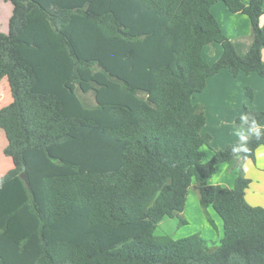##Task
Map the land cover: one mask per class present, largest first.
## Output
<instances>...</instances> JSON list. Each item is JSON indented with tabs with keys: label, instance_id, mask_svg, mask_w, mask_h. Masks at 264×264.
<instances>
[{
	"label": "trees",
	"instance_id": "16d2710c",
	"mask_svg": "<svg viewBox=\"0 0 264 264\" xmlns=\"http://www.w3.org/2000/svg\"><path fill=\"white\" fill-rule=\"evenodd\" d=\"M6 1L0 81L13 100L0 129L14 166L0 177V264H264V206L248 202L240 166L233 187L209 183L236 142L204 160L194 102L221 69L264 78V0ZM219 1L249 17V48L224 33ZM214 42L223 52L211 64ZM261 144L250 141L251 159ZM194 182L223 220L218 242L156 232L165 218L185 222Z\"/></svg>",
	"mask_w": 264,
	"mask_h": 264
},
{
	"label": "crops",
	"instance_id": "0c3cea01",
	"mask_svg": "<svg viewBox=\"0 0 264 264\" xmlns=\"http://www.w3.org/2000/svg\"><path fill=\"white\" fill-rule=\"evenodd\" d=\"M242 1L246 4L249 2V0ZM0 6L7 8L8 12L7 14L5 13V16L4 13L2 14V16L5 17V22L4 26L0 28V32L8 33L9 20L14 7L12 2L6 0H0ZM212 12L219 21L224 33L233 41L236 47L245 50L251 46L254 39V32L250 19L246 14L241 12H232L222 1H219L212 6ZM219 15L221 18H219ZM223 19H227L229 21L230 31L223 25ZM260 23L264 25V13L260 17ZM263 50L262 57L264 61ZM222 52L223 48L221 44L216 42L207 44L203 49L205 59L211 64L221 56ZM259 76L256 72L248 74L239 73L235 76L228 69L224 68L218 73L210 76L207 80L205 88L202 91L195 93L194 102L199 105L206 116L205 125L201 130L202 137L209 144V146L206 147L209 154L206 155L205 160L212 157L213 150L224 149L228 145L237 142L233 132L235 126L238 124L236 119L244 112L245 105L249 106L251 109L264 110V99H262V104L258 105L255 102L254 96L251 98L247 94L248 87L251 88L254 93L253 83H257L259 89L263 92L264 78ZM243 87L246 89L247 95L242 94ZM262 121H264V119ZM240 162L241 160H235L231 163L225 162L218 164L214 174L209 179V183L223 184L233 187L236 177L239 174ZM242 163H244V161H242L241 164ZM255 165L256 161L252 159V163L249 165V171L247 173L243 171V174L251 179V183L246 190V198L252 205L264 206V169L258 168ZM192 185L198 186V200L200 206H202V210L204 209V212L208 214L213 221H215L218 230L217 237L221 239L224 235L222 218L211 205L207 204L206 206H203L201 204L200 186L197 182ZM187 204L188 203L186 202V207H188ZM166 219L167 218L163 219L159 225ZM170 219L172 220L174 218Z\"/></svg>",
	"mask_w": 264,
	"mask_h": 264
},
{
	"label": "rangeland",
	"instance_id": "374dc122",
	"mask_svg": "<svg viewBox=\"0 0 264 264\" xmlns=\"http://www.w3.org/2000/svg\"><path fill=\"white\" fill-rule=\"evenodd\" d=\"M7 14V8L4 6H0V28L4 26L5 17L2 14ZM219 18L220 15H219ZM227 22V23H226ZM227 19H223V25L227 30L230 31V25ZM264 51V50H263ZM258 75V74H257ZM259 76V75H258ZM261 77V76H259ZM254 86V99L255 102L259 105L262 104V99H264V90L262 92L259 89L257 83H253ZM80 96L84 100L87 105L93 106L96 103L95 96L93 92L83 93L79 91ZM242 94H246V89L242 88ZM12 94L10 85L7 77H4L0 81V108L12 102ZM8 141L3 129H0V177L4 175L9 169H11L14 164L12 162L11 157L4 154V148L6 147ZM206 146L203 148V158L205 160L206 155L209 154L207 152ZM195 183V182H194ZM193 183V184H194ZM198 186L191 185L189 190V197L187 198V206L185 212L181 215L184 218L185 222L180 223L179 217H175L174 219L167 218L164 222H162L158 228L157 233H167L173 236L174 238H182L189 236L191 234L199 233L206 238H210L208 240L218 242L220 239L218 236V230L216 224L211 223L210 217L208 214L202 210V206L199 203V195H198ZM198 200V202H197ZM220 219V218H219ZM222 221V220H221ZM215 223V221H214ZM212 233V235H211ZM215 236V237H214ZM210 247H213V244H209Z\"/></svg>",
	"mask_w": 264,
	"mask_h": 264
},
{
	"label": "clouds",
	"instance_id": "9594fccd",
	"mask_svg": "<svg viewBox=\"0 0 264 264\" xmlns=\"http://www.w3.org/2000/svg\"><path fill=\"white\" fill-rule=\"evenodd\" d=\"M233 135L237 142L231 147V155L237 160H243L240 165L247 173L252 163V150L249 147L250 141L254 138L259 141L264 139V121H259L251 112H243L238 117V124L235 126ZM256 167L264 169V144L259 145L254 154Z\"/></svg>",
	"mask_w": 264,
	"mask_h": 264
},
{
	"label": "water",
	"instance_id": "95a60500",
	"mask_svg": "<svg viewBox=\"0 0 264 264\" xmlns=\"http://www.w3.org/2000/svg\"><path fill=\"white\" fill-rule=\"evenodd\" d=\"M21 177L23 178V180L27 183L28 182V178L25 172H22Z\"/></svg>",
	"mask_w": 264,
	"mask_h": 264
}]
</instances>
